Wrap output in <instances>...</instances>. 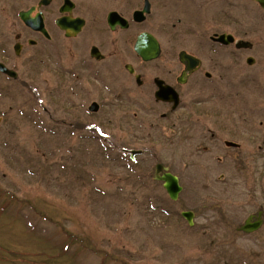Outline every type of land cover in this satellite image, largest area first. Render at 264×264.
Listing matches in <instances>:
<instances>
[{
    "label": "rangeland",
    "instance_id": "obj_1",
    "mask_svg": "<svg viewBox=\"0 0 264 264\" xmlns=\"http://www.w3.org/2000/svg\"><path fill=\"white\" fill-rule=\"evenodd\" d=\"M13 2L0 0V62L19 78L0 76V264H264V224L237 231L264 211L262 10L246 0L227 16L204 8L194 23L206 32L174 34L179 45L160 35V65L186 50L212 74L202 90L186 86L181 108L162 118L164 109L137 100L136 88L120 102L90 83L100 111L89 114L81 98L68 105L41 46L26 45L13 59L14 31L23 30ZM173 18L164 11L168 24ZM217 28L253 49L200 47ZM123 150L143 153L131 162ZM157 163L180 178L178 201L154 180ZM185 210L195 213L191 228Z\"/></svg>",
    "mask_w": 264,
    "mask_h": 264
},
{
    "label": "flooded vegetation",
    "instance_id": "obj_2",
    "mask_svg": "<svg viewBox=\"0 0 264 264\" xmlns=\"http://www.w3.org/2000/svg\"><path fill=\"white\" fill-rule=\"evenodd\" d=\"M13 1L12 14L23 27L21 31H14L13 59L21 56L26 45L41 46L47 53L48 64L51 63L54 70L56 68L63 77L56 88H62L68 105L76 108L77 100L81 98L84 99L80 102L81 106L89 114L98 113L101 109V97L95 94L90 83L115 96L120 102L130 89L136 88L143 90L141 96H136L137 100L144 99L146 102L145 98H150L149 107L163 108L158 113H161L162 118H169L181 108L183 89L194 81L196 87L202 90L201 86L205 87L206 82L212 80V74L204 70V59L186 50L178 49L175 55L172 54V66L160 65L166 54L165 40L160 35L167 34L172 44L185 43L180 38L176 39L174 34L183 37L184 34L209 30L202 21L196 25L194 23L198 13L204 8H221L222 14L227 16L229 5L232 9L235 1L244 3L245 0ZM246 1L260 8L255 2ZM212 2L217 4L212 6ZM166 10L175 13L171 24L164 19ZM22 14L28 15L29 24L22 20ZM229 35L237 40L233 34L218 29L209 36V42L202 39L199 46L221 50L229 46L236 48L234 43L229 45L219 40L220 36ZM143 36H151L158 45L160 54L157 59L146 61L136 53L138 40ZM235 50L242 51L237 48ZM182 52L190 55H185L189 57L187 63L181 59ZM10 59L13 60L12 57ZM1 63L9 67L7 62ZM158 70L162 76L156 74ZM0 74L1 77L8 78ZM200 92L198 96L204 93ZM159 93L165 100L159 99ZM45 113L48 114V110ZM66 124L77 129L83 126L71 120Z\"/></svg>",
    "mask_w": 264,
    "mask_h": 264
},
{
    "label": "water",
    "instance_id": "obj_3",
    "mask_svg": "<svg viewBox=\"0 0 264 264\" xmlns=\"http://www.w3.org/2000/svg\"><path fill=\"white\" fill-rule=\"evenodd\" d=\"M254 1L258 2L264 9V0H254ZM244 45L249 46L248 44H244ZM136 52L141 58H143L146 61L154 59L158 55V49H157L156 43L154 42V39L151 38L150 36H143L139 38L138 43L136 45ZM0 70L15 77V74L13 72L7 70L1 64H0ZM164 171H166V168H164L161 165H158L156 179L163 182V188L166 190L169 197L173 201H176L178 199L180 192L182 191V187L179 184L178 177L174 176L173 174L169 172H164ZM161 172H164V173L160 176ZM182 216L187 220L190 226H193L194 224L193 212H190V211L183 212ZM251 218L252 217H250L247 220L245 226H242L241 228L242 231H245V232L256 231L262 224L260 220L257 221L256 223H250Z\"/></svg>",
    "mask_w": 264,
    "mask_h": 264
}]
</instances>
